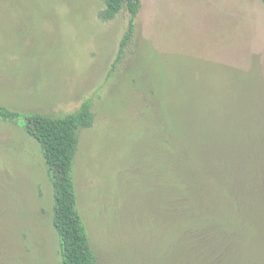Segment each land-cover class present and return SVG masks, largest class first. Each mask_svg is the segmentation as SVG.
<instances>
[{"label": "rangeland", "instance_id": "1", "mask_svg": "<svg viewBox=\"0 0 264 264\" xmlns=\"http://www.w3.org/2000/svg\"><path fill=\"white\" fill-rule=\"evenodd\" d=\"M103 8L0 0V104L64 116L90 103L74 183L97 264H264L261 189L236 195L244 217L207 240L201 258L182 260L176 237L162 251L172 161L156 127L162 102L179 100L182 117L200 116L206 139L229 142L238 167L255 164L264 179L262 0H139L121 53L130 14L106 20ZM224 204L238 217L231 196ZM52 208L38 142L19 121L0 120V264H60Z\"/></svg>", "mask_w": 264, "mask_h": 264}, {"label": "trees", "instance_id": "2", "mask_svg": "<svg viewBox=\"0 0 264 264\" xmlns=\"http://www.w3.org/2000/svg\"><path fill=\"white\" fill-rule=\"evenodd\" d=\"M103 1L104 8L100 12L103 19L115 17L122 9L130 14L128 31L120 42L121 53L134 33L139 0ZM179 106V100L163 101L164 112L160 115L166 118L156 127L159 128V143L166 146L172 161L166 181L167 206H163L168 209L170 226L162 251L169 254L168 243L176 237L177 254L185 260L189 256L201 258L207 240L212 237L218 239L220 234L228 231L230 224L244 217L236 203V195L249 196L251 191L264 190V179L253 177L262 172L255 164L241 159L238 167L231 155L233 146L229 142L222 148L213 145L210 139H206L203 119L190 116V113L182 117ZM0 120L19 121L41 148L53 191L52 224L58 236L60 264H97V256L78 207L74 183L78 132L91 126L94 120L89 101L64 116L22 112L0 104ZM225 196L232 197L239 210L238 217L224 204Z\"/></svg>", "mask_w": 264, "mask_h": 264}]
</instances>
